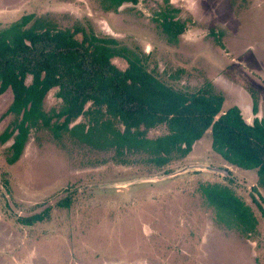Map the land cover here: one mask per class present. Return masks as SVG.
<instances>
[{"label":"rangeland","instance_id":"1","mask_svg":"<svg viewBox=\"0 0 264 264\" xmlns=\"http://www.w3.org/2000/svg\"><path fill=\"white\" fill-rule=\"evenodd\" d=\"M169 1L188 25L176 45L155 22L164 0L124 4L118 12L103 11L101 0H0V29L28 14L91 27L144 52L149 70L174 88L211 82L225 96L224 112L237 105L249 124L264 118V0ZM114 63L126 67L122 59ZM12 101L11 91L0 97V136ZM60 107L53 89L43 108ZM79 122L85 120L71 126ZM207 134L187 157L161 168L140 155L121 163L114 150L82 144L80 132L32 130L14 164L7 160L13 140L0 141V264H264V216L253 201L264 198L257 170L229 167ZM210 184L231 188L252 208L253 231L218 223L203 194ZM36 215L43 221H25Z\"/></svg>","mask_w":264,"mask_h":264},{"label":"trees","instance_id":"2","mask_svg":"<svg viewBox=\"0 0 264 264\" xmlns=\"http://www.w3.org/2000/svg\"><path fill=\"white\" fill-rule=\"evenodd\" d=\"M139 1L101 0V4L105 12H118L124 4ZM164 2L155 22L167 41L176 45L188 25L177 19L179 10L169 0ZM115 59H122L126 67L120 68ZM53 89L61 107L46 112L44 100ZM8 91L13 101L2 118L12 119L0 141L13 140L9 164L19 160L32 130L54 131L57 137L80 132L82 144L114 150L121 163H128V154L140 155L157 168L187 157L209 132L212 150L233 166L257 170L256 184L264 190V118L249 124L237 105L224 112L225 96L211 82L193 91L174 88L149 70L144 52L100 36L91 27H62L49 16L28 14L1 28L0 97ZM251 96L253 112L258 114V98ZM80 119L85 122L71 126ZM161 128V135L149 137ZM202 189L217 210L218 223L244 232L256 228L252 208L231 188L210 184ZM253 201L264 216V198ZM42 218L36 215L25 221Z\"/></svg>","mask_w":264,"mask_h":264},{"label":"water","instance_id":"3","mask_svg":"<svg viewBox=\"0 0 264 264\" xmlns=\"http://www.w3.org/2000/svg\"><path fill=\"white\" fill-rule=\"evenodd\" d=\"M198 169H199V170H201V169H208V167H205V166H199ZM209 169H210V170H213V171H215V172H217V171H216L217 169H211V167H209ZM209 169H208V170H209Z\"/></svg>","mask_w":264,"mask_h":264},{"label":"crops","instance_id":"4","mask_svg":"<svg viewBox=\"0 0 264 264\" xmlns=\"http://www.w3.org/2000/svg\"><path fill=\"white\" fill-rule=\"evenodd\" d=\"M228 166L231 167V166H233V165L229 164ZM234 167H236V166H234Z\"/></svg>","mask_w":264,"mask_h":264}]
</instances>
